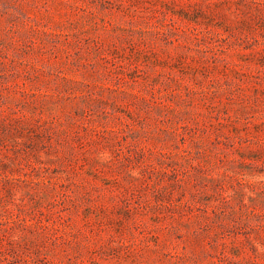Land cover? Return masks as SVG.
<instances>
[{
	"label": "rangeland",
	"instance_id": "1",
	"mask_svg": "<svg viewBox=\"0 0 264 264\" xmlns=\"http://www.w3.org/2000/svg\"><path fill=\"white\" fill-rule=\"evenodd\" d=\"M0 264H264V0H0Z\"/></svg>",
	"mask_w": 264,
	"mask_h": 264
}]
</instances>
